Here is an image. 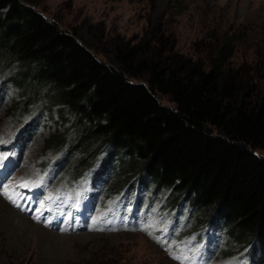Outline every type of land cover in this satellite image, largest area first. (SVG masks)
Instances as JSON below:
<instances>
[{"label":"trees","instance_id":"16d2710c","mask_svg":"<svg viewBox=\"0 0 264 264\" xmlns=\"http://www.w3.org/2000/svg\"><path fill=\"white\" fill-rule=\"evenodd\" d=\"M27 1L0 0V87L22 97L13 113L58 117L63 132L45 147L67 159L80 152L69 170L100 154L106 176L125 177L110 191L138 185L147 204L169 191L178 199L165 197V206L211 210L203 225L193 222L197 235L221 227L230 242H248L241 249L252 261H264V94L254 98L248 80L219 58L204 68L156 41H116L109 65Z\"/></svg>","mask_w":264,"mask_h":264},{"label":"rangeland","instance_id":"374dc122","mask_svg":"<svg viewBox=\"0 0 264 264\" xmlns=\"http://www.w3.org/2000/svg\"><path fill=\"white\" fill-rule=\"evenodd\" d=\"M27 5L60 29L73 33L97 59L109 65L115 66L116 41L129 45L140 41L152 45L156 41L158 46L204 68L208 61L219 58L224 67L248 80L255 90L254 98L264 94V0H28ZM222 44H227V48L219 54ZM21 100V93H14L0 105L3 140L14 133L20 135L22 127L35 115L28 109L13 113V106ZM160 101L171 105L165 96ZM57 120L58 117L52 121L43 118L30 128L15 179L34 175L39 179L43 170L38 163L49 157L55 159L62 152L60 148L45 147L51 134L63 132ZM96 144L94 140L91 145ZM80 156V152H75L69 158L63 175L87 176L85 168L94 166L100 154L88 166L69 170ZM124 179L106 176L102 183L93 184V180L84 183V178L73 185V198H78L82 190L89 200L91 197V210L84 216L82 228L59 234L32 222L0 198V264H252L247 249H241L248 243L247 238L246 243L230 242L221 227L211 225L204 226L206 230L201 235L205 236L199 239L194 233L189 234L194 221L195 227L203 225V220L213 217V211L187 215L185 205H176L182 211L174 214L177 209L170 211L163 202L165 197L178 199L168 198L169 191L156 197L163 206L153 201L146 218L141 220L138 213L144 208V201L140 208L132 202L125 206V199L108 189L118 181L117 191L126 182ZM45 181L50 191L68 188L59 177H47ZM134 190L138 196V187L130 191L133 200ZM147 194L146 189L140 191L143 198ZM84 202L86 205V198ZM115 204L117 207H113ZM173 207L172 204L168 208ZM216 238L214 246L212 240ZM207 242L211 246H206Z\"/></svg>","mask_w":264,"mask_h":264},{"label":"clouds","instance_id":"9594fccd","mask_svg":"<svg viewBox=\"0 0 264 264\" xmlns=\"http://www.w3.org/2000/svg\"><path fill=\"white\" fill-rule=\"evenodd\" d=\"M97 161H99V166H100V164H101V161H100V159H98ZM90 168V167H89ZM85 169H87V168H85ZM82 172V171H81ZM77 175V174H76ZM163 200H164V198H163ZM147 201V200H146ZM164 202V201H163ZM148 203V202H147ZM159 204V207H162L163 206V204H161V202H159L158 203ZM164 205H165V203H164ZM179 206V205H178ZM178 206H176V207H173V208H168L169 206L168 205H166V208L167 209H171V211H172V209H177V207Z\"/></svg>","mask_w":264,"mask_h":264},{"label":"snow or ice","instance_id":"6c2138e0","mask_svg":"<svg viewBox=\"0 0 264 264\" xmlns=\"http://www.w3.org/2000/svg\"><path fill=\"white\" fill-rule=\"evenodd\" d=\"M4 142H5V141H4L2 138H0V143H4ZM2 159H3V157H0V162H2ZM22 184H23V186H25V187L29 186V183H28V182H22ZM9 199H12V197L9 196ZM13 202H15V201H13Z\"/></svg>","mask_w":264,"mask_h":264},{"label":"water","instance_id":"95a60500","mask_svg":"<svg viewBox=\"0 0 264 264\" xmlns=\"http://www.w3.org/2000/svg\"><path fill=\"white\" fill-rule=\"evenodd\" d=\"M258 155V154H257ZM259 156L264 157V155L259 154Z\"/></svg>","mask_w":264,"mask_h":264}]
</instances>
